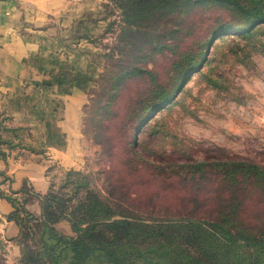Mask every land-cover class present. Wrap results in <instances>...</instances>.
Masks as SVG:
<instances>
[{
	"label": "rangeland",
	"instance_id": "rangeland-1",
	"mask_svg": "<svg viewBox=\"0 0 264 264\" xmlns=\"http://www.w3.org/2000/svg\"><path fill=\"white\" fill-rule=\"evenodd\" d=\"M238 1L247 10L255 6L253 0ZM121 2L89 1L88 10L64 30L95 44L101 63L81 108L80 158L73 166L63 167L37 153L47 166L48 188L42 197L32 191L18 196V205L27 213L20 217L25 223L14 222L16 236L11 240L0 235V264H71L68 240L56 239L54 234L75 236L70 206L77 198L68 203L64 198H70L77 186L87 199H93L92 208L107 204L113 220L138 218L149 223L173 217L179 206L196 199L213 209L239 203L243 209L239 226L251 233L264 232V199L263 194L257 199L258 189L248 193L244 185L233 181L223 185L210 177L184 182L158 174L150 166L166 156L158 165L183 157L181 165L223 159L264 167V23L245 21L234 5L217 0H125L126 8ZM150 41L158 42L159 49L153 51ZM188 47V52L181 53ZM173 61L177 63L172 65ZM136 64L144 71L125 78ZM166 74L177 82L176 87L159 105V112L138 124L141 157L131 160L122 144L127 131L123 125L130 126L140 111L141 93L153 81H166ZM10 134L7 131L3 138L10 139ZM18 134L23 136L25 129L18 128ZM64 186H68L67 194L61 189ZM50 191L51 206L45 213L42 203ZM56 207V218H49L47 214ZM42 215L44 225L28 217ZM49 227L54 231L47 236ZM175 237L171 238L183 241ZM212 239L208 252L188 250L195 256L194 264H264V246L253 256L242 239L235 244L223 241L218 232ZM11 241L19 248L12 253ZM221 242L227 246L224 250ZM23 249L29 250L25 254L29 262L21 263ZM142 251L119 249L130 259L127 264H147ZM100 255H89L84 264H111Z\"/></svg>",
	"mask_w": 264,
	"mask_h": 264
},
{
	"label": "crops",
	"instance_id": "crops-1",
	"mask_svg": "<svg viewBox=\"0 0 264 264\" xmlns=\"http://www.w3.org/2000/svg\"><path fill=\"white\" fill-rule=\"evenodd\" d=\"M89 1L94 3L0 0V129H6L4 137L8 130L25 129L23 136L11 132L0 157V235L4 238L16 236L10 220L13 207L5 196L32 191L42 197L48 188L47 166L37 153L63 167L80 158L81 108L101 63L95 44L64 30L82 15ZM8 247L12 253L17 246L11 241Z\"/></svg>",
	"mask_w": 264,
	"mask_h": 264
},
{
	"label": "trees",
	"instance_id": "trees-1",
	"mask_svg": "<svg viewBox=\"0 0 264 264\" xmlns=\"http://www.w3.org/2000/svg\"><path fill=\"white\" fill-rule=\"evenodd\" d=\"M217 1L222 4L234 5L246 17L245 21L255 19L257 23H264L263 0H253L255 6L251 10L245 9L238 0ZM127 5L128 3L125 0H122L120 3V6L124 8ZM244 32V34L251 33V31ZM186 34L190 35L189 33ZM150 43L154 45L153 51L159 49L160 45L158 42L150 41ZM188 51L189 47L185 48L181 53ZM176 63V61H173L172 65ZM142 71L144 70L136 64L129 73L125 74V78L132 77L134 73H136L135 76L140 75ZM166 77V81H153L152 86L146 92L141 93L139 98L140 111L135 113V118L130 126L125 123L123 125L122 129L127 131L126 138L122 144L130 152L131 160H133V157L137 160L141 157L139 137L137 135L139 132L138 124L140 122L145 123L155 113L159 112L162 109L159 105L165 102L166 95L173 92L176 87L177 82H173L174 79L171 81L173 77L170 78L167 74ZM170 82L172 85L167 88L166 84L168 85ZM167 103L169 104L170 102ZM2 123L3 120H0V126ZM12 130L11 132L15 136H19L18 128ZM3 132H6L4 127L0 129V157H4L5 155L2 151L3 146L8 145V141L3 138ZM151 135L152 133L149 132L147 139ZM165 159L166 156L158 157L157 165H154V162H152L150 164V166H153L152 170L158 174H165L168 177H176L184 182L201 180L206 177H210L214 181L219 180L223 185L233 181L235 184L246 186L248 193H253L258 189L257 199L261 194H263L264 199V167L260 165H254L249 161H226L223 159H217L214 163L193 161L191 164L181 165L183 157L177 158L176 162L170 161L168 164L158 165L165 162ZM61 189L63 193L67 194L68 186H64ZM72 190L73 195L70 198H64V201L68 203L71 200L75 201L77 198L70 206L72 208L70 213L74 216L71 229L75 236L65 237L57 233L54 234L56 239L59 237L63 240H68L67 245L71 255V264H84L87 262L85 258L89 255L100 258L102 257L100 254L104 255L108 263L127 264L130 259L119 253V249L124 247H131L137 252H141L143 248L142 253L147 255L143 260L147 264H194L195 256L192 253L189 254L188 250L198 249V252L210 251L214 244L212 237L217 232L223 241L229 239L235 244L238 239L244 240L247 242L246 247L251 249L253 256L259 247L264 246V232L251 233L250 229L239 226L240 216L243 212L239 203L235 204L232 208L223 204L213 209V207L194 199L191 200V203H184L173 211V217L155 218L149 220V223H143L138 218L132 220L128 218L113 220V214L107 204L99 203L100 207L92 208L90 204L93 199H87L79 186L72 188ZM51 193L52 191L48 193L42 203L45 213L46 209H49L51 206L50 204L48 205L49 198H52ZM78 194L80 195L78 196ZM5 198L13 207L10 220L24 224V219L20 217L27 213L22 211L18 205V197L10 195L5 196ZM57 207L53 213L50 211L47 214L49 218L50 216L56 218L54 213H57ZM28 217L30 221H35L36 223L41 221L43 225L44 223L46 224L44 222V215L39 219ZM49 231L46 232L47 236L54 229L49 227ZM175 234L179 235V238L183 239V241H177ZM172 236L175 238H171ZM183 244L184 248H181ZM219 245L221 250L227 248L224 242L219 243ZM26 253L29 255V250L23 249L21 263L29 262V257H25ZM166 255L169 257L167 258ZM34 262H37V259H34Z\"/></svg>",
	"mask_w": 264,
	"mask_h": 264
}]
</instances>
